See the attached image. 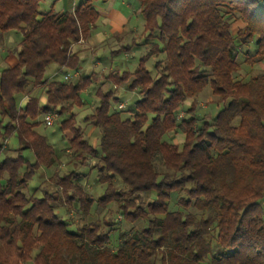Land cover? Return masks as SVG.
Here are the masks:
<instances>
[{
    "label": "trees",
    "instance_id": "16d2710c",
    "mask_svg": "<svg viewBox=\"0 0 264 264\" xmlns=\"http://www.w3.org/2000/svg\"><path fill=\"white\" fill-rule=\"evenodd\" d=\"M42 1L0 0V41L22 34L17 62L0 71V264H264V73L234 77L241 64L264 63V0H134L145 51L133 70L103 80L140 97L119 108L113 89L96 91L99 104L84 121L100 129L97 148L73 113L97 75L45 78L51 64L77 71L72 46L90 35L96 0L62 13L40 12ZM206 87L223 106L198 123L194 100ZM38 88L44 106L30 94ZM49 113L72 135L61 151L71 150L69 166L95 160L101 197L82 189L76 167L54 191L41 187L42 172L62 160L36 130ZM11 135L13 153L4 144ZM110 203L129 230L107 220L69 230L67 205L88 214Z\"/></svg>",
    "mask_w": 264,
    "mask_h": 264
},
{
    "label": "rangeland",
    "instance_id": "374dc122",
    "mask_svg": "<svg viewBox=\"0 0 264 264\" xmlns=\"http://www.w3.org/2000/svg\"><path fill=\"white\" fill-rule=\"evenodd\" d=\"M61 1H65V3H67L66 1H73L75 2L76 5L80 4L81 2H83L84 0H43L40 4H39V11L40 12H45L47 10H49L52 6L54 11H56L59 7H60V3ZM131 1V0H130ZM134 1V0H132ZM58 2V3H57ZM55 3L57 4L55 6ZM101 0H96L93 5L96 7H99ZM136 3V2H134ZM137 5V4H135ZM68 8L65 9V11H67ZM136 19V20H135ZM134 19L133 23H135L136 21H138V32L135 33V37H133L132 41L127 42L125 45L129 46L130 49L125 51L126 53H128L127 55V61L128 63H130V70L132 65H136L138 62V59L140 58V56L144 53V42L145 39L143 37H141V26L143 25V15L138 12L136 14V18ZM239 25V23H234L232 25V29L233 31L236 30L237 26ZM143 27V26H142ZM130 37V36H128ZM22 39V34L18 31V30H11L8 32H4L1 34V41H0V71L2 69L8 68L13 66L16 62H17V52H18V45L19 42ZM83 40V39H82ZM85 44L87 39H84ZM137 43V45H135ZM109 46V45H108ZM91 47V46H90ZM111 47V46H110ZM107 46H104L101 49H95L91 50V48L89 49L84 48V54H85V59L84 57L82 58L84 60V71H82L81 75L82 76H87L90 75L93 71L99 72L102 68H104L105 65L108 66H112V68L114 67V64H118L122 61V63L124 62L123 56L122 54H116L115 56H112V62L110 64V62L108 61V58L110 57V53L105 52L104 50L107 49ZM110 50V49H107ZM82 52V53H83ZM94 52V53H93ZM239 62L241 61L240 59H238ZM100 62V66H93L95 64V62ZM56 67L55 64H51L47 67L46 72H45V78L46 79H53V76L51 74V68ZM147 69L149 70V72L151 73L152 76H154V69H153V63L151 61H148L146 64ZM107 68V70H108ZM114 68H118V67H114ZM104 70V69H103ZM124 71H127L125 69H122ZM264 73V63L258 64L256 66L253 67H249V66H245L241 64L240 69L237 71V73L235 74V78L236 79H248L251 76H254L258 73ZM103 74V73H102ZM105 74V73H104ZM100 78H98L96 80V82H94L88 89H86L85 91H83L81 93V99L83 101V106L81 108H74L73 109V113H75V122L77 126H80L83 130L84 133V137L85 140L88 141V143L93 146V147H98V140H99V136H100V129L87 124L84 121V118L88 115H90L94 108L99 104V97L96 96V91L100 88L102 90V92H106L108 90H110L112 88V85L105 82V80H103V76L101 77V74L99 76ZM63 76H57L56 78H54V80H63ZM72 81H75V79L72 77ZM40 91V89H36V90H31L30 94L37 96L39 98V104L41 106L45 105V97L44 94L41 91V94L38 95V92ZM115 98L117 100H113L111 99L110 102L112 103V105H114V103L117 101H123L126 102V108L131 107V104L139 99V94L138 93H134V94H126V95H119L115 94L114 95ZM24 99V98H23ZM192 100L187 101L184 105H183V109L181 110V112L178 114L179 118L182 116L186 115V109L189 107V105H191ZM195 106H194V112L196 113V117L198 118V123L201 122L200 119L202 120H211L216 113L218 112V110L220 108H222V104L217 102V98L213 97L210 93V89L209 87H206L194 100ZM116 105V104H115ZM43 118L44 115H42L41 117H39L38 121L41 122L40 125L37 127V132L46 136L49 143H51L52 145L55 146V148L57 150L60 151V156L62 158V160L58 163V165H55L54 167L50 168L49 170H46L44 172H42L40 179H45V182L41 185V187H43L44 189H46L47 191L51 192L54 191L55 188V180L58 177L63 176L64 174L68 173V170H72L76 167L75 170L79 171V173L82 174V179H81V186L82 189L84 191H87L94 199L101 197V194L104 192L105 189V184H101V183H96V177H97V169L94 167L95 165V160L93 159H87L86 164L85 165H79L78 163H76L73 168V166H69L72 165V163H74L75 161H70L71 157H69L71 155V150L68 149L66 150V156L63 157L64 152H61L63 148H66L65 144L68 142L69 139L72 138V135L70 132H61L59 130V119L54 120L53 124L51 126H45L44 122H43ZM165 139H168V136L164 137ZM174 143L177 144L178 146H180V144L182 143V136L180 133L175 134L174 139H173ZM5 145L7 146L8 150H10L12 153L15 152V150L19 147L18 146V141L17 138L15 137V135H11L5 142ZM22 155L30 162H33L34 160V155L31 151H23ZM2 157V155H1ZM161 170L162 167H160L159 165H157ZM38 175H36L32 181L29 182V186L34 188L37 186V181L39 179ZM72 192V191H69ZM60 197L62 199V201L65 202V195L62 193L60 194ZM67 205V204H66ZM68 206L69 209V214L68 217L69 219L72 221V227H68L69 230H73V228L75 227H80L83 224H90V223H94V222H99V223H103L104 220L107 221H112L114 223H117V227H119L120 230H129L131 228V224L127 223L123 217L117 213L116 211V206L114 204H108L105 207H97V208H93L89 211L88 214H83L79 209H78V205L77 207L73 208L72 206ZM78 209V210H77ZM111 240H112V244L115 245V243L117 242V234H111ZM28 264V263H27Z\"/></svg>",
    "mask_w": 264,
    "mask_h": 264
},
{
    "label": "crops",
    "instance_id": "0c3cea01",
    "mask_svg": "<svg viewBox=\"0 0 264 264\" xmlns=\"http://www.w3.org/2000/svg\"><path fill=\"white\" fill-rule=\"evenodd\" d=\"M61 1L60 7L56 10L57 13L65 12V9L68 8L67 11L72 10L74 6L76 5L73 1ZM99 7H96V10L98 12V19L95 22L94 26L91 28L90 35L86 38V44L84 39L80 40L78 43L74 44L72 46V52L77 54L78 57V74H81L82 71H84V60L82 59L85 57L84 54V48H91V50L95 49H101L104 46H107V50L105 49V52L110 53V57L108 58V61L112 62V56H115L116 54H122L123 56V63L122 61L118 63L117 65L114 64V67L105 65L104 68H102L99 72L93 71L92 73L97 75V78H100L105 74H108L109 72L113 70L118 71H124L122 69H125L127 71H131L129 66L130 63L127 61V55L125 51H123V48L126 46L125 44L129 41H132L133 37H135V33H137L139 30L138 28V21L133 23L134 19L136 18V14L139 12L138 6L135 5V1L130 0H101ZM58 3V2H57ZM57 4L55 3V6ZM136 20V19H135ZM143 26V25H142ZM141 26V29H142ZM135 34V35H134ZM130 36V37H128ZM109 45V46H108ZM91 46V47H90ZM111 46V47H110ZM95 48V49H94ZM83 52V53H82ZM94 53V52H93ZM113 63V62H112ZM93 66H100V62H95ZM135 65L133 64L131 69L133 70ZM108 68V70H107ZM104 69V70H103ZM65 73H72L70 70H66L64 68L59 67H53L51 68V74L53 76V79L57 76H62ZM103 73V74H102ZM105 73V74H104ZM103 78V77H102ZM114 90V95H126L128 93L134 94L136 92L127 90L124 86H118L114 87L112 86L111 90ZM23 104V99H21V105ZM124 105L126 106V102L118 101V105ZM182 136V135H181Z\"/></svg>",
    "mask_w": 264,
    "mask_h": 264
},
{
    "label": "built area",
    "instance_id": "2783aa9c",
    "mask_svg": "<svg viewBox=\"0 0 264 264\" xmlns=\"http://www.w3.org/2000/svg\"><path fill=\"white\" fill-rule=\"evenodd\" d=\"M78 73L74 72V73H65L63 75L64 79H70V78H74L77 77ZM124 105L120 104L118 105L119 108H122ZM179 117V116H178ZM56 118V114L55 113H49L47 115L44 116L43 118V122L45 126H51L53 124L54 119ZM5 144V143H4Z\"/></svg>",
    "mask_w": 264,
    "mask_h": 264
}]
</instances>
